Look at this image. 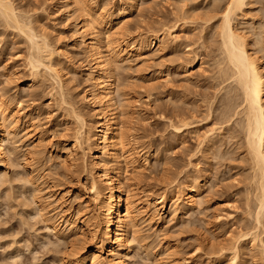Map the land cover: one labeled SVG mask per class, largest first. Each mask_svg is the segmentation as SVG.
Returning <instances> with one entry per match:
<instances>
[{
  "label": "rangeland",
  "instance_id": "obj_1",
  "mask_svg": "<svg viewBox=\"0 0 264 264\" xmlns=\"http://www.w3.org/2000/svg\"><path fill=\"white\" fill-rule=\"evenodd\" d=\"M16 1L17 8L25 15H30V25L35 29L37 28L35 31L37 33L41 32V34L44 32L51 46L54 49H58L56 51V58L53 60L55 61L54 63L58 65L55 67L58 68L56 69L59 70L64 80L63 96L66 99L68 98L70 102L73 101V106L76 105V109L86 118L88 129L91 131L90 134L92 133L94 135L96 133L95 129L97 128L99 118L96 116L92 104L84 99V95L87 91L93 88V83H91L89 79V74L92 73L91 68L93 65L91 64L90 55H88L87 51L82 47L81 35L75 34L73 30V26L75 27V24L79 21L78 18L81 17L77 12H74V9H71L68 13H64L59 7V0ZM92 1L95 11L97 12H99V7L102 5L104 9L109 12H117L122 8L125 0H121L122 2L120 0H91V2ZM226 1L227 0H137L134 5H130L129 2L125 5L130 9L127 12V24L120 36L121 39H125L127 43L134 46V48L137 45L136 40L140 33L155 34L162 31L165 27L176 25L178 26L176 31L179 36L175 44L170 45V42L166 41L160 46L143 51V58L137 59L134 53L130 56L125 54L122 55L123 61L119 62L118 67H120L114 72V77L117 76L116 84L120 83L119 85L117 84L119 86L118 89L122 88V90H125L124 92L127 93H125L123 97L125 98L126 106L129 108L130 119L133 125L132 130L134 136L132 139L134 138V144H132L137 147L136 149L141 155L134 164H142L145 161V155L149 156L147 168L143 169L142 167L143 171L140 172L141 176L137 178L139 182L134 178L135 180L133 179L129 181V185L127 184L129 189H131L129 194L132 196L134 195L133 197L136 199L140 198L139 200L143 201L142 205L144 200L147 201L150 197L165 194L166 199H168V211L172 204L170 201H176V206L178 202V206L181 204V200L176 199L174 196L173 191L175 187H179V190H181L188 179L195 176V174L197 177L198 174H201L200 177L202 176L203 178L199 177V181L204 185L202 190L205 195L203 196H206L204 197L206 201L200 205V208L196 207V209L191 210L193 213L191 212V214L185 215L186 217L183 216L180 213L181 210L178 209L175 211L176 213L172 215L169 212L163 213L161 215H164L163 219L160 218V221L155 223L154 221H150L144 213L140 214L141 217L138 227L140 233L138 232L139 235L137 234L139 237L133 240L134 238L131 236V241L133 240V242H130V256L125 259L126 264H174V262L178 264L179 262L175 260L185 257H187L188 262L183 260V262H181L182 264L234 263L230 262V251L225 249L226 252L225 250L223 253L219 251L220 254L216 249V244H218L217 241H219V243L226 241L227 243L229 239L225 240L226 238H230L232 234L233 236L235 234L237 235L240 231V227L237 226L238 224L236 223L239 222L242 216L247 215L244 213V203L247 197L253 195L251 187L252 180L249 176V174H251V169L248 161L240 156L243 155V150L231 149L230 144L232 142L228 141V143L225 142L223 149H220V153H217L220 156L222 155L221 157L224 161H221V157L217 154L214 155V159L212 154H206V149L200 150L197 148L200 141L198 139H202L203 135L209 134L208 136H210L213 134L214 136L212 135V137H215L216 134L217 138V133L219 132L217 129L218 125L215 126V131L214 129L213 132L211 131L212 127L215 128L214 124H211L214 122L213 117H210L208 120V126L204 123L199 125L198 128H195V131H193L194 128L187 131L185 130L181 137H178L172 132L173 129L170 128L168 120L165 118L167 112L170 110L169 108L178 110L180 107H192L198 104L199 107L203 103L204 98V100L209 101L207 103H210V101L213 102V107L215 103L217 106H223L224 100L222 101V97L219 98V96H221L222 93L224 95V92L221 90L222 93L217 92L218 97H216V99L214 97L216 96L215 90H217V88L214 87V82L216 80L213 78L216 73L215 59L217 60L216 56L219 54L217 52L219 37H217V33L215 32L217 28L215 29L214 26L221 16L220 13H222L220 11L221 9L218 11L215 7L219 5L220 8H222ZM245 1L247 3L242 10L237 12L234 24L238 27L239 31L246 36L245 38L250 52L252 54L256 53L254 55L259 58L258 61L262 64V68H264V32L258 36L254 35V32L258 31V28L260 31L259 24L263 21L262 19H264V0ZM17 3H19V5H17ZM214 4H217V6H213ZM211 7L215 8L214 10L212 8V10L216 13L213 11L211 13L216 14V18L211 22L209 21L210 23L204 22V18H206L207 13H210L208 11H210L209 9H211ZM24 10H26V12L28 11V13L24 12ZM217 13L220 15H217ZM204 25L205 27L203 28ZM100 26L101 25H98L99 28H97L104 33L105 30H102L104 26ZM15 30H12V28H5L2 25L0 26V89H2L0 90V95L3 96L6 101L8 100V103L10 102L13 107L20 105V107L17 108H20L23 112V116H25L21 121H28L21 122L19 126L17 137L20 140L17 138L18 141L15 144L18 146L17 151L20 153H17V156L13 157V166L11 165L4 170V172L7 173L6 175L4 174L5 177L3 175L4 179H2V181L4 183L0 180L2 183H0V264H81L79 262L75 263L74 259L70 257H66L69 250L67 241L65 240L66 243H64V240L59 239L52 231L49 230L48 232L45 221L41 218L40 212H38V210L40 211L38 208H42L45 206L44 204L47 203L48 207H46V209L50 211L48 215L58 220L62 226L66 224L60 221L58 218L60 215L57 213L61 210L60 205L68 203L69 201L72 202V207L73 205L83 204L87 207L89 212L94 213L95 202L91 200L92 197L90 192V179L94 174V169L91 166L92 161L90 152L87 149L84 161L81 157V153L78 151L80 157L77 156L84 162L81 163L82 161L78 159V163H80L82 167L80 171L76 170L75 167L71 165L70 160H72L73 155L71 158H66L68 148L70 150L74 142L72 139L74 138V131H76L75 128L77 129L78 126L76 124L77 120L72 118L73 116L64 110L63 104H57L61 101V96L58 93L60 89L57 87L54 78L50 77L52 76L50 72L41 67L40 71L33 73L28 63V59L30 58L29 54L31 53L28 47L29 40L26 39L27 36L25 37L24 33L22 34L21 32L20 34L19 31ZM101 43L103 44V40ZM258 43L260 44L259 47ZM261 52H263V54ZM195 54L198 55L199 60L194 63L193 70L184 73L180 66V62L186 60V58L192 60ZM128 58L131 60H127ZM51 93H53L52 96H50ZM205 94L208 97H206ZM212 99L215 100L213 101ZM183 103H185V106H182ZM200 108L203 110L207 107L201 106ZM213 114H216V112ZM10 144L13 143L10 142ZM84 144L88 145V143ZM94 144L95 143H89V145H92L90 148L95 147L96 144ZM181 145H183V148L187 149H183ZM195 146L197 151L195 150ZM225 147L227 148L225 149ZM229 149L230 151H228ZM222 150L225 151L223 152ZM231 151L234 154L231 153ZM37 152L40 153L38 154ZM192 153L194 154L190 156ZM226 154L229 155L227 156ZM188 159H190V161ZM229 160L231 162H229ZM32 162H35L36 165L34 164V166L38 168L34 170V172L30 171L33 166L30 165ZM134 164L124 161L121 162V165L124 167L123 169L127 170V175L132 174L133 176H137V169L139 170L140 167H138L137 164V169H133L135 168ZM197 169L198 172L196 171ZM134 171L136 173L135 175L133 174ZM192 173H194V175H192ZM33 177H35L34 180L39 183V186L44 192L41 191L42 193L36 192V194H33L35 198L37 194H41L40 196L37 195L38 197L36 199L32 195L33 191L35 193V186L31 185L29 180ZM186 178L187 180H185ZM248 179L249 182L247 181ZM28 180L29 183H27ZM54 182H59V184H61V189L57 192L68 190V192L64 194L65 199L63 198L67 201L62 204H60V201L56 200L60 197V194L57 195V192L52 194L53 192L48 188V186ZM208 190L209 192H207ZM30 197H33V201ZM27 200L29 202L31 200L30 203L27 202L29 206L25 203ZM31 203L32 205L33 203L34 205H38L32 206L30 205ZM34 212L37 214L39 213V217L34 214ZM32 215H34V217ZM212 218L214 220H212ZM263 233L261 234L263 237H261L262 239H264ZM141 238L143 239L141 240ZM58 240L61 242L60 244ZM138 240L141 241L139 242ZM208 241H211L210 243L214 242L213 244L216 243V248L212 246L213 244H211L212 247L209 246L210 243ZM165 242H169V244L174 247V250L177 248L173 254L168 253L166 249L164 250ZM201 242H205L204 245H208L204 246ZM197 247H199V250ZM207 247L210 248V250ZM248 248L249 246L245 247V250L242 248L240 249V254H238V259L236 260L237 262L234 264L262 263V259L259 258L258 254H256L258 257L252 255L259 250L257 249L255 251L254 249L252 253ZM247 249L250 253L246 252ZM146 250L147 252H145ZM193 250L195 251L193 252ZM241 250L243 252L245 251L246 254L245 252L242 253ZM213 251L215 252L213 253ZM245 255L247 257H245ZM65 258L66 260H64Z\"/></svg>",
  "mask_w": 264,
  "mask_h": 264
},
{
  "label": "bare ground",
  "instance_id": "obj_2",
  "mask_svg": "<svg viewBox=\"0 0 264 264\" xmlns=\"http://www.w3.org/2000/svg\"><path fill=\"white\" fill-rule=\"evenodd\" d=\"M136 1L137 0H125L123 2L122 8L117 12L115 11L109 12L108 10H105L103 5L99 7L100 10L99 12H97L95 11V8L92 4L93 1L91 2V0H59V5H60L59 7L62 11H64V13H68L71 11V9H74L75 10L74 12H77L79 16L81 17V18H78L79 21L75 24V27L73 26V30L75 34L81 35V41L83 44L82 47L85 49V51H87L88 55H90L91 64L93 65L91 68L92 73L89 74L90 75L89 79L91 83H93L92 85L93 88L88 90L87 93L84 95V99L88 101V103L92 104L95 110V114L99 118L97 128L95 129L96 133L93 135L92 133L90 134L91 131L90 129H88L87 121H86V118L83 116V114H81L80 111L76 109L75 107L76 105L73 106L74 105L73 101L70 102L68 98L67 100L63 96L64 95V92H63L64 80L62 78L61 73H59V70H57L58 68L55 67L58 65L55 64L54 63L55 61L53 60L56 58V51L58 49H54L51 46V43L47 40L44 32L41 34V32L37 33L35 31L37 28L35 29L33 26L30 25L31 24V19L29 18L30 15L28 16L25 15L24 13L21 12V10H19V8H17L16 0H0V26L2 25L3 27L9 28V29L12 28V30L16 29L15 31H19L20 34L22 32V34L24 33L25 37L27 36L26 39L29 40L28 47L30 48L29 51L31 52V53L29 52L30 58L29 59L27 58V59H28L29 65L31 66V69L33 70V73L40 71L41 67H43V69H47L50 72V74L52 75L50 77L54 78L57 84V87H59L60 89V90L58 89L60 91L58 93L61 96L60 97L61 104L60 103H57V104L59 105L63 104L64 110H66V112L72 115L73 116L72 118H75L78 122L77 123L75 120L78 126L76 125L77 129L75 128L76 131H74L75 132L73 134L74 138L72 139L74 140V142H73L72 147H70V150L68 148V153L66 154L67 155L66 158L68 157L71 158V156L73 155L72 160H70L71 165L74 166L76 170L80 171V168L82 167H81V164L78 163V159L80 157L78 153L79 152L81 153V157L85 161L84 158L86 157L87 149L90 152L91 161H92L91 166L94 169V174L90 179V192H91V197H92L91 200L95 202V211L97 213L95 211L94 213L89 212L87 210V207L83 204L81 205L78 204L76 206L73 205V207H72V202L70 201L68 203L62 204L65 201H67V200H64L65 199L64 194L68 192V190H65L64 192L62 191L57 192L59 189H61V184H59L60 181L58 183L57 182L52 183L51 185L48 186V188L50 189L51 192H53L52 194H54L55 192H57V195L60 194V197L57 198L56 200L60 201V204L62 205H60L61 210L58 211L57 214L60 215L58 216L60 221L65 222L66 225L62 226V224H60L58 220H55V218L48 215L50 211L46 209V207H48L47 203L44 204L45 206H43L42 208H38L40 209V211L38 210V212H40V215L42 216L40 217L43 218V220L45 221L46 229L48 230V232L49 230L52 231L56 236L59 237V239H63L64 243H66L65 240L67 241L68 243L67 247L69 248V250H68V254L66 257L68 258L70 257L74 259L75 263L79 262L81 264H126L125 259L127 257L129 258L130 256L129 255V251L131 248L130 242H133V240H136L139 237L138 227H139V221H140L139 219L141 217L140 214L144 213L150 221H154L156 223L160 221V218L163 219L164 215L161 216L163 213L169 212L172 215L173 213H176L175 211L180 209L181 210L180 213L183 216H185L187 214H191L192 212L191 210L196 209V207L200 208V205L206 201L205 200L206 198L204 199V197L206 196H203L205 195V193L203 194V190H202L204 185H202L203 183L201 184V181H199L200 180L199 177L201 174L200 175L198 174V177L196 174L195 176H192V177L189 176L191 178L188 179L187 183L185 184L184 187H182L181 190H179V187H175L173 191L174 196L176 197V199L181 200L180 202L181 204L180 206H178L179 205V202H178V205L176 206V203H177L176 201L174 200L170 201L172 204L168 211H167V204H168L167 200L168 199H166L165 194L156 196V197H150V198L148 197L149 199L147 201L144 200L143 205H142L143 201L139 200L140 198L136 199L135 197H133L134 195L132 196L131 194H129L130 193L129 191L131 190L129 189V186H128L130 184L129 181L133 180L134 178H136V180L137 178H140L141 176L140 172L143 171L142 167L143 169L147 168V165H148L147 160L149 156L145 155V161L142 164L140 163L134 164L136 161H138V157H140L141 155L136 149L137 147L133 145L134 144L133 143L134 138L132 139V137L134 136V133L132 130L133 125L130 119V112L128 110L129 108L126 106L125 98L123 97V95H125L126 92H124L125 90L123 91L122 88L118 89L119 88L118 85L120 83L119 84L117 83L118 85L116 84L117 76L114 77V74H115L114 72L117 71L116 69H119L120 67V66L118 67L119 62L123 61V58L121 57L122 55L125 54V55L130 56L132 55V53H134L136 54L137 59L143 58V51L154 48L156 46H160L166 41L170 42V45L175 44L179 39L178 38L179 36L177 35V31H176V28L178 26L176 25H171V27H165L163 30L160 29L162 31H160L159 33H155V34L153 33L152 34L151 33L141 34L140 33L138 35V39L136 40L137 45L135 48L134 46H131L130 44H128L125 39H121L120 34L123 31L125 25L127 24V21H128L127 12L130 9L129 7H126L125 5L126 3L128 4V2L130 3V5H134ZM246 3L247 2L245 0H227L226 3L223 4L224 6L222 8H220L219 5H218L219 8L215 7L217 8L216 10L218 11L219 9H221L220 11L222 13H220L221 16L218 19V22L216 21V24L214 23L215 21L213 22L215 24L214 26L215 29L217 28L216 31L215 30L214 31L217 33V37H219V46H218V51H217L219 54L216 56L217 60L214 58L215 63H216L215 64L216 73L214 74L215 76L213 78L216 80L214 82L215 83L214 87L217 88V90H215L216 96L214 97L216 99V97H218L217 92L219 93L222 90L224 92V95L221 92L222 95L219 96V98L222 97V101L224 100L223 101L224 104L222 103L223 106L221 107L217 106L215 103V106L213 107V102L210 101V103H207L209 101L204 100L205 99L204 98L201 106L207 107V108H204L203 110H201L200 108L201 106L198 107L199 104L196 106L187 107L184 105L185 103H183L182 106H185V107H180L178 110H173L174 108L173 109L169 108L170 110L167 112V114L165 113L166 114L165 118L168 120V125L170 126V128L173 129L172 132L175 133L178 137H181L182 133L185 130L187 131L189 129L194 128L193 131H195V128H198V126L201 124L206 123L207 125L210 117H213L214 122L211 124H214V127L218 125L217 129L219 132L217 133L218 134L217 138H216V134H215V137H212L213 134L210 135L211 136L210 137L208 136L209 134L206 135L204 133L205 135L202 134L203 138L198 139L200 141H199L197 148L200 150L206 149V151L208 152L207 153L205 151L206 154L208 155L212 154L213 155L212 157H214V159H215L214 155H216L218 152L220 153L221 151L220 149H223L225 142L228 143V141L232 142L231 144L229 143L231 145V149H242L243 150V151L241 150L243 155H240V156L241 158L248 161L249 167L251 169V174H249V176L251 177V180H252L251 187H252V192H253L252 193L253 195L251 197H247L244 203L245 205L244 213H246L247 215L245 216L243 214L244 216H242L239 222L236 223L238 224L237 226L240 227L239 229L240 231L237 233V235L235 234L233 236L232 234L230 235V238L228 237L225 239V240L229 239V242L226 243V241L225 242L222 241L219 243V241H217L218 244L215 243L217 248L215 244H213L214 242L213 243H210L211 241L210 242L208 241V242L210 243L209 246L213 244L212 246L213 247L215 246L218 252L220 251L221 253H223L225 249H228L227 251H230V254H231V258L229 256V259L231 260L230 262H234V263L237 262L236 260L238 259L237 257H238V254H240L241 248L245 250L244 248L249 246L248 249L252 253L254 249L255 251L258 249L259 251H257V253L255 252L252 255L254 257H258L259 255V258L262 259V260L260 259L262 261L261 264H263L264 239H262L263 237L261 236V234L264 232V70H263L264 68H262V64L258 61L259 58L254 55L256 53L252 54L250 52L247 42H246V38H245L246 36H244L243 33L240 32L238 27L234 24V19H235V16L237 15V12L242 10L243 7L246 5ZM217 4H214L213 6H217ZM17 5H19V3H17ZM212 8L213 10L215 9L214 7H211V9H209L210 11L208 12L211 13L213 11ZM24 12H26V10H24ZM26 13H28V11ZM210 13L206 14V18H204L205 16L203 17L205 19V20L203 19L204 22L210 23L216 18V14H214L216 12L211 13V14ZM218 14L219 13H217V15ZM262 20L263 21H261L259 24L260 31L258 28L259 32L255 31L254 35L258 36L259 34L261 35L262 32H264L263 30L264 29V19ZM98 25L104 26V28H102V30L103 29L105 30L104 33L103 31L101 32V30L98 29L99 28ZM204 27L205 25L203 26V28ZM101 39L103 40V44L101 43L102 42ZM259 46L260 44L258 43V47ZM261 53L263 54V52ZM127 60H131V59L128 58ZM198 60H199L198 55L195 54V56L192 57V60H188L186 58V60H183L182 62H180L181 64L180 66L182 67L183 72L187 73L193 70L194 63ZM52 95L53 93L50 94V96ZM215 99H212V100L214 101ZM17 107H20V105L13 107L10 104V102L8 103V100L6 101L4 97L0 95V175L2 176V177L0 176L1 181L2 179H4L5 175L7 174L4 172V170L12 165V162H14L12 161L13 157L17 156L16 155L17 153H20L17 151L18 146H16L15 144L18 141L17 136L19 133L18 130H19L20 123L28 121V120L21 121L23 117L25 116H23V112L21 111V109ZM214 112H216V114H213ZM213 129L215 131L216 127L215 128L212 127L211 129L212 132H213ZM10 142L13 144H10ZM84 143H88V145ZM89 143H95L96 148L95 147L90 148V146L92 145H89ZM85 145H86V148H85ZM181 146L183 148V145ZM226 148L227 147H225V149ZM183 149H187V148H183ZM195 150L197 151L196 146H195ZM228 151H230V149ZM194 153L190 154V156H192ZM231 153L233 152L231 151ZM80 159L79 161H82ZM188 160L190 161V159ZM222 160L223 159L221 157V161ZM230 160L229 162H231ZM123 161L134 164L135 168L133 169H137L136 168L137 166L140 167L139 170L137 169V172L139 175L138 174L137 176L135 175L136 170L133 173L135 176H133L132 174L127 175V172H126L127 170H124L123 169L124 167L121 165V162ZM81 163H84V162L82 161ZM34 164L35 162H32L30 164V165H33L32 166L33 169L31 167V170H30L32 172L38 169V168H35ZM229 164H233V163H229ZM196 171L198 172V169ZM192 175H194V173H192ZM34 178L35 177L29 179L31 185L35 186L34 188L35 193L33 191L32 195L36 194V192L39 193L42 191V188L39 186V183H37L34 180ZM200 178H203V177L201 176ZM29 180L27 183H29ZM185 180H187V178ZM247 181L249 182V179ZM23 185H26V184H23ZM207 192H209V190ZM37 195H36V198L38 197ZM247 195L250 196L249 194ZM33 196L35 198V195ZM24 197H23V200H24ZM31 199L33 201V197ZM27 202L29 201L27 200L25 203ZM30 205H32V203ZM37 205L35 204L34 206H37ZM34 214L38 215L39 217V213L37 214L34 212ZM32 216L34 217V215ZM214 219L212 218V220ZM131 236L134 238L132 241H131L132 239ZM143 238H141V240ZM205 240H208V239H205ZM60 243L61 242L59 241V244ZM201 243L204 245L205 242H201ZM169 245H170L169 242H165V246L163 245L165 248L164 247L163 248L164 250L166 249L168 253L173 254L177 248L174 250V247L172 245L170 246ZM206 245L208 244H205L204 246ZM138 246L136 247L139 248ZM198 248L199 247H197V249ZM208 249L210 250V248ZM248 249L246 252H249ZM194 251L195 250H193V252ZM215 251H213V253ZM145 252H147V250ZM241 252L244 253L245 251L243 252L241 250ZM256 254L258 255L256 256ZM245 257L247 256L245 255ZM64 260H66V258ZM183 260L188 262L187 257L179 258V259H176L175 261L179 262L178 264H182L181 262H183ZM255 264H258V263L255 262Z\"/></svg>",
  "mask_w": 264,
  "mask_h": 264
}]
</instances>
